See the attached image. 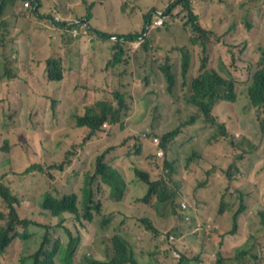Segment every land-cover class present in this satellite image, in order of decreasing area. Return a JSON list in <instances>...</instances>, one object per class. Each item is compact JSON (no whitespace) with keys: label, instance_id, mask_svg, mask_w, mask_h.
I'll return each instance as SVG.
<instances>
[{"label":"trees","instance_id":"1","mask_svg":"<svg viewBox=\"0 0 264 264\" xmlns=\"http://www.w3.org/2000/svg\"><path fill=\"white\" fill-rule=\"evenodd\" d=\"M18 1L0 0V26L4 27L2 34H0V56H7L6 51H1L2 45L7 50L9 49L7 42L16 38L14 35L9 37L7 31L11 28L19 29L18 27H21L20 31L29 32L35 24L41 26L47 24V29L53 30L60 36V39L50 35V38L45 39L44 33L40 36V41L45 43L44 46L40 47L46 55L48 78L55 81L63 80L66 66L62 61L60 43L69 44L77 41L80 44L78 38L72 36V30L74 26H79L86 18L91 20L92 14L84 13L87 15L74 19L72 15L66 14L69 12L66 9H62L64 14L59 11L42 13L40 12L41 0H30L32 7L30 4L23 11L24 13H20L13 9ZM196 1L174 0L168 5L170 12L167 16L163 12L154 14L153 11H149L145 16V25L141 32L111 34L92 27L88 23L92 31L90 41L92 45L99 46L104 41L116 37V43L112 45L115 54L108 58L106 69L112 70V68L122 67L124 71H129L124 67L129 65L130 60L133 61L135 69L132 74L136 78L137 103L136 105L129 103L126 99L127 92L125 93L124 90L111 89L108 91L107 89L113 85H106L105 91L95 87V93L87 85H82L84 90L81 92L82 97L94 99L97 96V102L88 106L85 113L80 112L74 118L75 126L86 128L88 132L80 142H74L76 138L70 132L61 134L58 141V137L54 138L52 132L48 131L46 134L35 136L40 144L31 143L34 131L29 127L22 130L19 124L25 123L24 119H19V114L23 109H28L24 104L25 102L30 105L28 97L26 95L21 97L23 103L19 105H14L13 101L5 96L2 97L1 85H7V83H3L2 79L13 76L8 73L7 69L4 71L1 69V114L3 110L5 111L2 114V122L11 133L10 136L4 138L2 148L5 150L4 152H11L13 148L17 147L20 152L27 153V156L23 157L24 160H22L26 167L21 173L37 171L46 179L48 189L38 203L42 215H51L54 219L49 221L35 220L21 213L20 208L24 195L15 188L11 189L10 186H14V181L20 179L24 174L17 175L18 170L12 165V155L0 158V176L6 174L5 182L0 177V204L3 206L0 212L7 208L6 213L0 214V217L6 220L5 224L0 226V264H11L4 258L5 251L16 237H20L22 240L31 238L33 235V232L30 231L31 226H41L47 232L40 249L31 256L33 264H55L54 257L58 254L61 255V259L65 260L66 264H75L73 257L84 235L81 230H78L77 233L72 231L64 225V221L77 217L80 220L84 218L90 222H95L99 214L103 215L101 222L103 225L112 221L115 216L123 215V219L120 221L121 226L114 227L109 237L104 236L111 239V243L108 242L106 247L105 257L95 258L86 255L80 264H264V259H261L262 255L254 252V247L251 248L248 244L235 249L232 254L224 249L227 236L237 233L241 228V219L250 209V206H262L261 202H264V181L258 179L251 183L249 177L253 168L248 177V172L242 167L244 161L246 165L253 156L258 155L262 158L259 169L264 170V145L259 140L260 138L249 131V127L246 128L247 134L235 141L233 139L235 135L228 131L230 123L226 120V115L231 116L229 107L224 103V111L221 113L216 106L219 101H223L222 99L235 104L239 94L235 76L227 69L226 63L221 61L219 70L210 67L209 48L215 33L203 22L200 12L196 9ZM177 4L181 5V10L186 12L187 17H185L184 31L172 33V31L177 30L174 19L177 13L173 10ZM57 6L59 5L57 4ZM262 7L263 5L252 6L250 10L254 11ZM178 13L181 15L179 11ZM7 15L9 16L7 17ZM55 15H60L61 19L56 20ZM11 17L15 18L16 23L23 22V26L15 23L8 28V25L12 24ZM154 19H162L163 23L153 26ZM73 20L78 22L73 23ZM186 26L192 32L188 31ZM245 27L252 32L254 30L253 19L247 18ZM34 33H37L34 29L29 32L31 39ZM138 39L141 41L140 46L143 48V54H140L138 50L129 53L126 46H131L132 42ZM68 41L70 42L68 43ZM196 45L203 48V57L199 74L191 77L194 60L191 48ZM35 52L33 47L27 46L24 49L20 43L19 48L14 52V58L22 63L23 74L26 73L21 79L22 82L18 83V92L22 94H24L25 85L32 84L29 83L30 80L33 83L36 82L40 76L37 72V66H40L43 59L36 60V58L44 56L35 57ZM178 53L182 54V87L190 93L188 102L197 109L193 113H185L183 110L181 126L192 130L195 135H201L205 139L219 140L226 137L224 140L234 153L231 156L218 154L215 160L221 158V161H218L219 165L208 171L207 178L191 179L193 181L191 185H187L188 178H190L187 177L188 170L200 163L211 148L205 147L203 151L193 149V147L192 150H189L185 146L188 139L184 137V131L179 126L162 135L157 133L148 135L153 141L159 140L157 149L164 150L163 156H158L157 151L142 156L144 155L143 134L133 132L129 135L125 134L126 117L132 109L136 110V120H140L148 112L151 103L159 98L166 102L175 92L177 76L171 60L175 59ZM162 55L167 56L166 61L159 66L167 82V90L165 91L151 85L155 81V77H152L156 73L155 63ZM69 68L71 69L73 66L70 65ZM107 92H111V99L104 97L108 94ZM246 94L251 106L258 109L256 112L258 129L263 140L264 53L258 62V68L253 74L252 81L247 87ZM100 96L102 97L99 98ZM52 109L53 111L60 109L59 100H52ZM187 116L189 118L185 119ZM105 123H107L106 126H104ZM107 126L112 133L117 128L113 136L114 141L109 142L102 151L96 154L93 152V148L95 142L98 141V134L104 131ZM121 133L124 135V140H116ZM133 138H135L134 143L131 142ZM67 144L70 145L67 146ZM59 146L67 147L63 151ZM90 156H93L91 161L93 166L86 169L87 163L85 162L86 160L90 161ZM118 157L119 159L124 157L130 160V168L134 171L135 179L145 188L144 195L136 194L131 202L126 199L127 172L124 170V164L117 161L116 158ZM82 165L83 167H81ZM153 165H155L154 168L158 169L156 174L150 167ZM11 167L15 173L10 171ZM83 171L84 174H81ZM166 174H168L167 177ZM214 176L220 178L222 188L212 195H208L207 192L211 191L215 184ZM108 186H110L109 189ZM188 186L195 188V192L187 193L190 197L189 200L185 193V188ZM106 188L109 194L104 201L97 197V193L100 189L105 190ZM199 193L200 195H198ZM197 195V199L192 202L194 196ZM139 202L150 203L151 206L155 207V210L153 211L151 208L149 211L152 214L142 215L140 221L143 225L138 232L123 231L124 225L137 221V217L141 213ZM204 203L212 205L218 213L216 214L213 210L202 213L201 208ZM260 214L264 219V208L260 209ZM226 215L232 220L230 228L223 225V216ZM200 218L203 219V222L198 225ZM56 223L64 225L67 242L64 244L58 239L51 247L49 233ZM20 226L23 227V232L18 230ZM195 228L197 230L194 232ZM147 231H151L149 244L152 242L154 251L149 248L147 253L142 251L139 255L136 249L137 245L131 240V237L135 236L138 246L139 243L140 246L144 245L143 239H145ZM100 233L102 232L100 231ZM177 233L186 235V238L192 242L196 240L198 234H203V236L206 234V242L203 241L199 246L197 244V247L192 246L186 249L181 239L175 235ZM258 237V234L253 235V239ZM262 252L264 256V249ZM145 254L148 256L142 258Z\"/></svg>","mask_w":264,"mask_h":264},{"label":"rangeland","instance_id":"2","mask_svg":"<svg viewBox=\"0 0 264 264\" xmlns=\"http://www.w3.org/2000/svg\"><path fill=\"white\" fill-rule=\"evenodd\" d=\"M63 1L67 8L65 6H60L57 0H41L42 7L40 8V12L55 13L56 11H59L64 14V11L62 9H66L69 11L66 14L72 15L74 19L82 15H87L84 13H91L92 25L95 28L100 29L102 31H106L111 34H127L136 31L141 32L143 30V24L145 19L144 16L149 11H153L154 14H156L157 11H162L166 16L169 15L170 10L168 8V5L174 0H105L101 4L96 3V0ZM29 2L31 3L30 0ZM25 3L26 0H19L18 2H16L13 8L14 11L24 13L23 11L26 9L24 7ZM57 4L59 6H57ZM261 5H263L262 8H258L254 11L250 10L252 6ZM195 6L196 9L200 12L203 22L207 26H209L210 29H212L215 33V35L212 37L209 48V55L211 59L210 67H215L217 70H219L220 62L223 61L227 64V69L230 70L235 76L236 88L239 94L237 102L235 104H232L231 101H219L216 105L219 109V112L221 113L224 111V103H226L229 107L228 109L230 111L231 116L226 115V120L228 121V123H230L228 125V131L231 134L235 135L233 139L237 141L239 138L242 137V135L244 136L247 134L246 128L249 127V131H251L257 138H260L259 140H261L264 145V139H261L260 132L258 129V115L256 114L258 109L251 106L246 94L247 87L250 85L253 74L258 68V62L264 53V0H197L195 2ZM30 7H32V3ZM181 9L182 7L179 4H177L176 8L173 9L177 13L174 18L177 30L172 31V33L184 31L183 29L185 28V17L187 16L186 12H183ZM178 11L181 13V15L178 13ZM247 18L253 19L254 30L252 32L248 31L245 27V20ZM10 21L11 23L14 22L12 17L10 18ZM16 24L23 26V22L20 24ZM46 26L47 24H44L43 32L45 36L48 37L49 29H47ZM186 27L188 31L192 32V30L188 29V26ZM33 29L34 27L32 28V30ZM3 30L4 27H2L0 34H2ZM15 31L14 33L12 32L9 35V37H11L12 35H14L15 37L17 36V38H14L10 42H7V46H9V49L6 50L3 45L1 47V51H6L7 56H0V73L1 69L3 71L7 69L8 73L13 76L12 78L2 79L3 83H7L6 86L1 85L2 97L5 96L11 99L14 105H19L23 103L21 97H23L24 94L18 92V83L22 82L21 79L23 78V76L26 75V73H18V59L14 58V52L19 48V43L16 40L18 39V41L22 43V47H24V49H26V47L30 45L35 49L36 47H39L38 44L41 41L37 33H34L31 39L29 32H22L21 34H19V29H16ZM165 32L167 33L166 30ZM53 34H56V32L53 31ZM89 34L92 35L91 33ZM78 40H80L81 45L73 58V67L77 69H79L80 55H82L81 59L84 63L87 54H89L91 50V40L87 38H84V40L80 38ZM115 43V36L104 41V43L102 44L104 54L98 61H95L89 56H87L86 63H88L89 65L85 67H88V70L85 71L84 74H79L80 81L77 80V82L80 85L90 84V86L93 87L98 85L97 78L95 77L96 69L103 68L104 66H106L107 58L115 54V49L112 48V45H114ZM25 44H27L26 47L24 46ZM137 45L138 43L136 42L132 43L131 46H126V49L129 53H133L135 50H138L140 54H143V48L141 46L138 47ZM71 47H73V45ZM133 47H135L136 49H134ZM202 50L203 48L200 45H196L191 48V53L194 56L192 64L193 73L190 74L191 77L198 75L200 72V63L203 57ZM69 54L72 53L69 52ZM41 55H43L44 57L36 58V60L43 59L41 61L44 62V58L46 57V55L43 51L36 50L35 57H39ZM166 59V55H162L159 59H157L155 63L156 73L152 75V77H155V81L152 82L151 85L162 91L167 90V82L159 66L163 64ZM171 63L175 67L177 76L175 92L171 95V97L167 99L166 102H163V100L159 98L157 101L151 103L148 112L143 116V118L142 116H140L142 118L140 120H136L135 109H132L129 115L126 117L127 122L125 134L129 135L132 132L143 134L142 144L144 155L142 156H146L150 153H155L157 150L159 140L153 141L150 136H148L150 133H157L162 135L167 131L173 130L176 127L181 126L183 110L185 113H193V111L197 110L194 105L188 102V97L190 93L182 87V54L178 53L176 58L171 60ZM66 64L70 65L69 57L66 60ZM124 68H127L129 71H124L122 67H118L116 69L112 68V70L109 69L108 71H106L105 74H108V76L105 86L108 84L110 86H113L110 89H103H107L108 91L111 89L122 91L124 90L125 93L127 92L126 99L128 100V102L134 103L136 105V78L132 74L135 69L133 61L130 60L129 65L125 66ZM37 70L39 71V74L42 75L47 70V68L37 67ZM74 77L75 75L68 74L64 76V79L62 81L66 83L67 86H70L71 81ZM29 83H33V81L30 80ZM47 87L49 90V94L53 97L52 100L55 99L57 94L56 85H54L53 83L47 84ZM186 88L189 89L188 87ZM107 93L108 94L104 95V97L111 99V92ZM101 97L102 96H100L99 98ZM28 101L30 102V105L24 102L28 109H23L22 112L19 114V119H24L25 123L19 124L21 125L20 128L22 130H25V127H29L34 131V137L31 139V143H35L36 145L40 144L35 136L46 134V132L48 131L52 132L54 138L58 137V141L60 139L61 134L70 132L72 133L73 137L76 138L74 142H80L83 139V136H86L88 132L86 128L76 127L74 118L76 115H78V113H84L86 107L94 105L97 102V96L94 97L90 105L78 104V106H76L75 104H73V106H71L69 110L74 114V118L69 116H63L60 112H58V114L54 113L52 109V101L51 106L46 105L43 102L34 103L33 101ZM1 109L2 108H0V158H5L8 155H12V165L16 170H18V172H16L17 175L24 174L20 177V179H16L14 181V186H11V189L15 188L24 195V198H22L23 203L20 208L21 213H24V215H28L30 218H33L35 220L54 219V217L51 215H42V210L39 207L38 203V201L42 199L43 194L48 189V183L46 179L41 174L37 173V171H33L31 173H21V171H23L26 167V165L22 163V160H24L23 157L27 156V153L20 152L17 147L13 148L11 152H4L5 150H3L2 148V146L4 145V138L10 136L11 133L8 131L6 125H4L2 122V114H4L5 111L3 110L1 114ZM187 118L189 117H185V119ZM108 126L104 129V131L98 134V141L95 142V147L93 148V152H96V154H98L99 151H102L109 142L114 141L113 136L116 133L117 128L115 132L112 133ZM181 129H183L184 131V137L188 139V142L185 144V146L189 150H192L193 147V149H200L203 151L205 147L211 148V150L206 153L205 157L200 161V163L195 164L192 169L188 170L187 177L190 178H188L187 185L193 184V181H191V179L201 180L205 177L207 178L208 171L216 168L219 165L218 161H221V158L215 160V157L218 154L226 156H231L232 154H234L233 149L229 147L227 142H225L224 140L226 137H222L219 140L213 138L205 139L201 135H195L194 132H192V130L190 129H186L182 126ZM116 140H124L123 133L119 134ZM131 142L134 143L135 138H133ZM69 145L70 144H67V146ZM59 147L63 151L66 148L61 146ZM121 149L126 150L124 148ZM92 159L93 156H90V161L86 160V169H90L93 166L91 164ZM116 159L117 161H121V164H124V170L127 172V201L131 202L132 198H134L136 194L144 195L145 188L141 186L135 179L134 171L130 168V160L124 157H121V159H119L118 157ZM225 159L227 160V158ZM260 160H262V158L258 155H255L251 160L247 162L246 165L245 161L244 163H242L243 169L248 172V177L250 171L253 168L254 172L252 171L249 177L251 183L258 179L264 181V170L259 169ZM81 167H83V165ZM150 167L153 173L156 174L158 172V169L154 168L155 165ZM10 171H13L12 167ZM13 173H15V171H13ZM81 174H84V171ZM5 175H3L2 177L0 176L1 180L3 178V182H5ZM167 175L168 174H166V177ZM214 179L215 184L213 186V189L207 192L208 195H212L214 192H217L220 188H222V185H220V178L214 176ZM109 187L110 186H108V189ZM108 189H100L97 193V197H100L102 200L105 201V197H107L109 194ZM193 192H195V188L193 186H188L187 188H185V193L187 197V193ZM198 195H200V193ZM198 195L194 196L192 202L197 199ZM189 198L190 197H188V200ZM261 203L262 206H250V209L245 213V215L241 219V228L237 231V233L229 234L227 236L226 241L224 243V249L227 250L230 254H232L235 249H238L239 247L248 244L251 248L254 247V252H257L258 254L262 255L261 259H264L262 252L264 249V246H262L264 243V219L260 214V209L264 208V202ZM139 207L141 213L137 217V221H132V223H127L126 225H124L123 230L125 232H138L140 230L139 228L143 225L140 219L143 216H146L147 213L152 214L149 211L151 210V208L153 209V211L155 210V207L151 206L150 203L146 204L143 202H139ZM2 208L3 206L0 204V210ZM201 209L202 213L208 212L210 210H213L216 214L218 213L209 203H204ZM6 212L7 208L0 212V214H4ZM122 216L119 217V215H117L112 221L106 222V224L103 225L101 224L103 220V215L99 214L95 220V224L97 228L104 234L105 237H109L112 234V230L114 227L121 226L120 221L123 219ZM74 219L76 218L74 217L72 222L70 223L71 227L76 226ZM223 220V225L225 227L230 228L232 226V220L229 219L227 215L225 217L223 216ZM5 222L6 220L0 217V226L4 225ZM202 222L203 219L200 218L198 221V225H200ZM18 230L21 232L24 231L23 227L21 226L18 228ZM195 230H197V228L194 229V232ZM30 231L33 232L31 238H26L22 240L20 237H16L5 251L4 258L8 262H11V264H33V258H30V256L33 255L39 249L43 241V235H45L46 233V229H42L41 226H31ZM147 232L148 233L145 239H143L144 245L141 246L140 243L138 246L135 236L131 237V240L137 245L136 249L139 255L142 251H144V253H147V250L149 248L154 251V246H152V242L151 244H149L151 231ZM254 234H258L259 237L253 239ZM51 235L54 240H65V230L62 227V223L55 225V227L51 229ZM175 235L181 239L182 244L186 249H189L192 246L197 247V244L199 246L203 241L206 242V234L204 236L203 234H198L194 242L186 238V235H179L178 233ZM94 236V230L92 229V231H90L88 234L87 240L85 238L82 241V245L80 242L79 246H85L88 249L91 248L89 245L92 243L94 244L96 241V239H94ZM99 238H101L105 243H107V246L108 242L111 243L110 238H104L101 235L99 236ZM101 245L106 246L105 244ZM98 247H95L97 249V253L99 252ZM88 252L91 251L88 250ZM98 255H100L101 257H105L103 250H100ZM147 256L148 254H145L142 258H145ZM24 259H27L26 263H24ZM82 260L83 255L82 252L79 251L75 256V263L80 264ZM55 261L56 264H62L58 256H56Z\"/></svg>","mask_w":264,"mask_h":264},{"label":"clouds","instance_id":"3","mask_svg":"<svg viewBox=\"0 0 264 264\" xmlns=\"http://www.w3.org/2000/svg\"><path fill=\"white\" fill-rule=\"evenodd\" d=\"M100 1V4L102 3V1L101 0H99ZM30 2H29V0H26V3H25V5L26 6H24L25 8H28L29 6H30ZM159 12H162V11H157L156 12V14H158ZM148 14V13H147ZM147 14H145V16L147 15ZM56 16L57 15H55V19L56 20H60L61 19V16H60V18L58 19V18H56ZM145 16H144V18H145ZM156 21H158V19H154V25L153 26H158V25H161V24H157L156 23ZM76 22H78V21H76V20H73V23H76ZM88 23H90L91 25H92V17H91V20H88L87 18L85 19V21H83L79 26H74V29L72 30V36H74V37H77L78 39H80V38H82V40H84V38H87V39H89V40H91L92 39V35H90L89 33H91L92 34V31L90 30L91 29V27L88 25ZM144 24H145V19H144ZM144 24H143V27H144ZM148 27H149V24L147 25ZM92 27H94L93 25H92ZM1 29H2V26H0V31H1ZM75 29H77L78 30V34L77 35H75L74 34V31H75ZM120 34H125V33H120ZM50 36L51 37H54V38H56L57 37V35L56 34H53V33H51L50 34ZM80 41V40H79ZM138 43V47L140 46V44H141V41L138 39V40H136V41H134V42H132V43ZM80 45H81V42H80ZM90 48H91V50H90V53L89 54H87V56H89L91 59H93V60H95V61H98L99 59H101V57H99V56H97V53L100 55V52H99V50H96L95 49V45L93 44H91L90 43ZM102 53H101V56H103V51H101ZM96 56L95 58H94V55ZM80 56H82V55H80ZM87 56H86V60H87ZM106 58V57H105ZM109 58V57H108ZM108 58H107V60H108ZM45 61V60H44ZM41 63H42V61H41ZM87 64V66L89 65L88 63H86ZM107 64V63H106ZM18 68H19V74H23V72H22V63L21 62H18ZM43 67H45V68H47V66H46V63H44L43 64ZM70 69H69V66L67 67L66 66V68H65V71H64V76L65 75H68V74H71L70 73V71H69ZM87 70H88V67H87ZM109 69H106V66H104L103 68H97L96 69V72H95V77L97 78V81H98V77H99V74L101 73V72H106V71H108ZM37 72L39 73V71L37 70ZM64 79V78H63ZM77 80H79L80 81V77L79 76H75L74 78H73V80L71 81V84H70V86H67L66 85V83H64L62 80L61 81H55V80H50L49 78H48V74H47V70L42 74V75H40L39 77H38V79H37V81L36 82H34V83H32V84H30V85H25V87H24V95H26L27 97H28V100H30V101H33L34 103H45L46 105H49V106H51V101H52V96L49 94V90H48V87H47V84H54V85H56V91H57V94H56V97H55V99L56 100H59L60 101V109H58V110H55V111H53L54 113H57L58 114V112H60L63 116H69V117H73L74 118V114L72 113V112H70V107L71 106H73V104H75L76 106H78V104L79 105H82V104H85V105H90L91 104V101L93 100L92 98H90V97H86V98H83L82 97V95L80 94V92H79V89L82 87V85H80L78 82H77ZM106 80L107 79H104L102 82H103V86H102V89L103 88H105V83H106ZM47 83V84H46ZM87 84V83H86ZM88 87L90 86V84H88L87 85ZM91 87V86H90ZM104 90V89H103ZM68 96H71L72 97V100L70 99V98H68ZM223 101H226L225 99H222ZM226 104V103H225ZM227 105V104H226ZM61 108H62V110H61ZM87 108V107H86ZM85 111H86V109H85ZM85 113V112H84ZM79 114V113H78ZM77 116V115H76ZM75 116V117H76ZM107 125V123H105L104 124V126H106ZM157 154H158V156H163L164 155V150L163 149H160V148H158L157 150ZM161 152H163V154H161ZM10 188H11V186H10ZM76 219H74V222H75V224H76V226H74V227H71L70 226V223L72 222V220H70V219H66L65 221H64V225L65 226H67V227H69L72 231H74L75 233H77V231L78 230H81V232H82V234L84 235V238H83V240L86 238V240H87V237H88V234H89V232L90 231H92V229L94 230V234H95V236H94V239H96V241H95V243L93 244H90L89 246L91 247V248H86L85 246H81L82 245V241H81V245L80 246H78V248H77V251H76V253H75V255H74V263H75V256H76V254L80 251V252H82V255H83V258L87 255L88 257H95V258H97V257H100V258H103V257H101L100 255H98L99 254V252H100V250H103L104 251V255H105V250H106V247H107V245H106V243L101 239V238H99V236L101 235L102 237H104V235L102 234V233H100V231H99V229L97 228V226H96V224H95V222L93 221V222H90V221H86L84 218H82L81 220L79 219V218H77V217H75ZM50 220V219H49ZM49 220H47V221H49ZM68 221V222H67ZM77 221H79V222H77ZM66 222H67V224H66ZM82 222V223H81ZM57 224H59V223H56V225ZM64 225H62V227L64 228ZM42 229H45V228H43L42 227ZM88 229H89V232H88ZM124 229V228H123ZM124 231V230H123ZM47 233V232H46ZM45 233V234H46ZM49 233V232H48ZM44 237H45V235H43V240H44ZM49 237H50V240H51V244H50V246L52 247L53 246V244L58 240H54L53 238H52V235H51V233H49ZM105 238V237H104ZM64 244L67 242V233L65 232V240H62V239H60ZM14 240H12V242H13ZM43 242V241H42ZM42 244V243H41ZM101 244H105L106 246H102ZM99 246V247H98ZM40 247H41V245H40ZM40 247H39V249H40ZM95 247H98V249H99V252L97 253V249L95 248ZM38 249V250H39ZM37 250V251H38ZM88 250H90L91 252H88ZM36 251V252H37ZM35 252V253H36ZM34 253V254H35ZM33 254V255H34ZM32 256V255H31ZM31 256H30V258H31ZM58 256V258H59V260L61 261V263L62 264H66V262H65V260H62L61 259V255L60 254H58L57 255ZM55 258H56V256L54 257V261H55ZM27 262V259H24V263H26ZM55 264H56V261H55ZM76 264V263H75Z\"/></svg>","mask_w":264,"mask_h":264},{"label":"crops","instance_id":"4","mask_svg":"<svg viewBox=\"0 0 264 264\" xmlns=\"http://www.w3.org/2000/svg\"><path fill=\"white\" fill-rule=\"evenodd\" d=\"M96 3H100V1H97L96 0ZM58 4L60 5V6H62L63 4H64V1L63 0H60V1H58ZM26 6V5H25ZM9 15H7V17H8ZM13 18V20H14V22H12V24H10V25H8V28H10V27H12L14 24H15V18L14 17H12ZM43 27H44V24H42V26L41 25H39V24H35V26H34V30L38 33V37H40L41 35H43ZM19 29H21V27H18ZM16 30V28L15 29H12L11 28V30H9V31H7V33H9V35L13 32L14 33V31ZM32 30H30L29 32H31ZM15 32H17V31H15ZM19 32V34H21L22 33V31H18ZM51 33H53V30H50L49 29V34H48V37H46L45 36V39H48V38H50V34ZM56 35H57V37L60 39V36L56 33ZM16 38H17V36H16ZM57 39V38H56ZM17 42H19L20 44H21V46H22V43L20 42V41H18V39L16 40ZM68 43H69V41H68ZM44 42H40L39 44H38V46L39 47H36L34 50L36 51H43L42 50V48L40 47V46H44ZM26 45L27 44H25L24 46L26 47ZM73 45V47H71ZM31 46V45H30ZM32 47V46H31ZM60 47H61V55H62V57H63V64H64V66H70V65H72L73 66V58H74V56H75V53L78 51V48L80 47V44H79V42H77V41H75V42H73V43H69V44H64V43H60ZM71 47V48H70ZM95 49L96 50H99V52H100V55L97 53V56H99V57H101V51H103V46L102 45H99V46H97V45H95ZM49 49V48H48ZM69 52H71L72 54H69ZM94 55V54H93ZM70 58V65H68V64H66V60H67V58ZM96 56L94 55V58H95ZM44 60H45V58H44ZM44 63H46V61H44V62H42V63H40V66H37V67H43V64ZM85 66H87V64H86V60L84 61V63H83V61H82V59H81V56H80V64H79V69H77V68H69L70 70V73L71 74H73V75H75V76H79L80 77V75L79 74H84V72L85 71H87V67H85ZM74 69H76V70H74ZM106 72H101L100 74H99V77H98V85L97 86H89L90 87V89L91 90H93L94 91V93H95V91H96V89H95V87H99L101 90H102V86L104 85L103 84V80L104 79H107V76H108V74H105ZM84 92V90H83V87H81L80 89H79V92H80V94H81V92ZM104 91V90H103ZM68 98H70L71 100H72V97L71 96H68Z\"/></svg>","mask_w":264,"mask_h":264},{"label":"built area","instance_id":"5","mask_svg":"<svg viewBox=\"0 0 264 264\" xmlns=\"http://www.w3.org/2000/svg\"><path fill=\"white\" fill-rule=\"evenodd\" d=\"M56 18H60V15H57ZM157 24H162L163 20L162 19H158V21H156ZM74 34L77 35L78 34V30L75 29ZM161 154H163V152H161Z\"/></svg>","mask_w":264,"mask_h":264}]
</instances>
